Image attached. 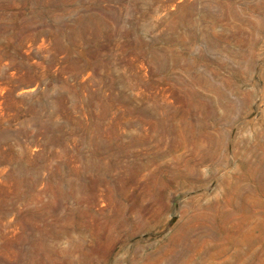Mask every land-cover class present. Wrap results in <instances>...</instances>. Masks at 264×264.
Wrapping results in <instances>:
<instances>
[{"label": "rangeland", "instance_id": "obj_1", "mask_svg": "<svg viewBox=\"0 0 264 264\" xmlns=\"http://www.w3.org/2000/svg\"><path fill=\"white\" fill-rule=\"evenodd\" d=\"M0 264H264V0H0Z\"/></svg>", "mask_w": 264, "mask_h": 264}]
</instances>
